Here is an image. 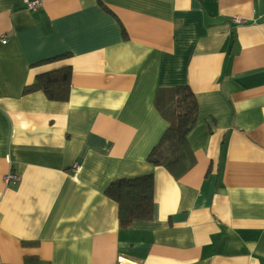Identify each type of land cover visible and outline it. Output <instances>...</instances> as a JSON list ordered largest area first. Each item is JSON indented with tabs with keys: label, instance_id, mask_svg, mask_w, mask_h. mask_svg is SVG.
<instances>
[{
	"label": "crops",
	"instance_id": "1",
	"mask_svg": "<svg viewBox=\"0 0 264 264\" xmlns=\"http://www.w3.org/2000/svg\"><path fill=\"white\" fill-rule=\"evenodd\" d=\"M66 67V102L26 91ZM183 85L196 159L175 177L147 158ZM152 172L153 218L121 228L107 188ZM120 259L264 264V0H0V264Z\"/></svg>",
	"mask_w": 264,
	"mask_h": 264
},
{
	"label": "trees",
	"instance_id": "2",
	"mask_svg": "<svg viewBox=\"0 0 264 264\" xmlns=\"http://www.w3.org/2000/svg\"><path fill=\"white\" fill-rule=\"evenodd\" d=\"M123 35L127 37L124 29ZM71 77L70 67L44 73L38 75L26 91L42 92L49 101L66 102L71 92ZM172 95L174 101L172 123L150 152L147 161L153 167H162L175 177H180L195 163L196 158L188 136L198 121L199 104L196 94L187 85L176 87L172 90ZM106 194L119 206L121 228H128L135 221H148L153 218L155 195L153 172L119 179L107 188ZM31 260L26 264L33 263Z\"/></svg>",
	"mask_w": 264,
	"mask_h": 264
},
{
	"label": "built area",
	"instance_id": "3",
	"mask_svg": "<svg viewBox=\"0 0 264 264\" xmlns=\"http://www.w3.org/2000/svg\"><path fill=\"white\" fill-rule=\"evenodd\" d=\"M22 2L26 5V8L31 11L38 10L42 7L43 0H22ZM242 19L240 18H234L232 20L233 24H240L242 23ZM2 42L6 44L7 40L5 37L2 38ZM20 181V178L17 174L9 173L5 177L6 184H17ZM119 264H126L121 259L119 260Z\"/></svg>",
	"mask_w": 264,
	"mask_h": 264
},
{
	"label": "bare ground",
	"instance_id": "4",
	"mask_svg": "<svg viewBox=\"0 0 264 264\" xmlns=\"http://www.w3.org/2000/svg\"><path fill=\"white\" fill-rule=\"evenodd\" d=\"M123 262H125V261H123ZM126 263V262H125ZM128 264V263H127Z\"/></svg>",
	"mask_w": 264,
	"mask_h": 264
}]
</instances>
